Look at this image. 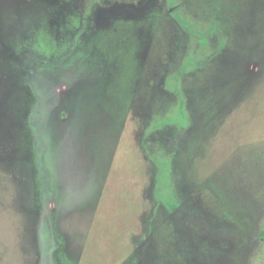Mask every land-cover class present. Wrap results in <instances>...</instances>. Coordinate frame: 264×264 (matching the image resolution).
Segmentation results:
<instances>
[{"label": "rangeland", "instance_id": "rangeland-1", "mask_svg": "<svg viewBox=\"0 0 264 264\" xmlns=\"http://www.w3.org/2000/svg\"><path fill=\"white\" fill-rule=\"evenodd\" d=\"M0 264H264V0H0Z\"/></svg>", "mask_w": 264, "mask_h": 264}]
</instances>
